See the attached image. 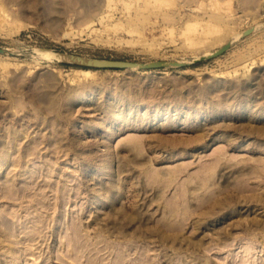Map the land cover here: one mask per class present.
I'll return each instance as SVG.
<instances>
[{"label":"rangeland","instance_id":"rangeland-1","mask_svg":"<svg viewBox=\"0 0 264 264\" xmlns=\"http://www.w3.org/2000/svg\"><path fill=\"white\" fill-rule=\"evenodd\" d=\"M264 0H0V264H264ZM86 67L91 57L190 60Z\"/></svg>","mask_w":264,"mask_h":264},{"label":"water","instance_id":"water-1","mask_svg":"<svg viewBox=\"0 0 264 264\" xmlns=\"http://www.w3.org/2000/svg\"><path fill=\"white\" fill-rule=\"evenodd\" d=\"M262 24L264 25V21L262 22ZM254 29L255 27H250L240 31L237 39L246 36L247 34L251 33ZM231 44L232 41L229 40L219 48L207 54H202L190 60H180V61L159 60V59L139 61V60H128V59L100 58V57L85 56L81 54L71 53V52L62 51L51 47H43V46H33L31 49L33 51H38L40 49L46 50L50 52L51 56H53L57 61L64 63H71L86 67L127 68V69L141 70V69H152V68H160V67H182V66L191 65L218 56L219 54L229 49ZM0 52H5V50L0 47Z\"/></svg>","mask_w":264,"mask_h":264},{"label":"bare ground","instance_id":"bare-ground-1","mask_svg":"<svg viewBox=\"0 0 264 264\" xmlns=\"http://www.w3.org/2000/svg\"><path fill=\"white\" fill-rule=\"evenodd\" d=\"M251 27H255V28L258 27V28H259V24L253 25V26H251ZM238 34H239L238 31H233V32H232V36L230 37L229 40H231V41L235 40V39L238 37ZM249 34H250V33H249ZM229 40H228V41H229ZM226 42H227V41H226ZM226 42H224L223 44H225ZM223 44H222V45H223ZM222 45H221V46H222ZM40 50H41V49H40ZM209 52H211V51H209V50H205L203 53H201V54L195 56V58L198 57V56H200V55H202V54H207V53H209ZM38 54L41 55V56H43V57H45V58H48V60H49V59H53V56H51L50 52H48V51H46V50L38 51ZM160 60H162V59H160ZM179 61H180V60H179Z\"/></svg>","mask_w":264,"mask_h":264}]
</instances>
